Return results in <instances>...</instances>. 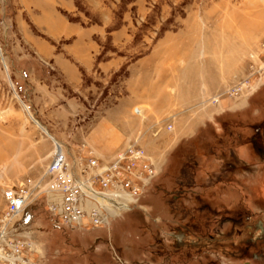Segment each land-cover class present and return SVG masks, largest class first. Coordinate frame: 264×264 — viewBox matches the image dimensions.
<instances>
[{"label": "rangeland", "instance_id": "1", "mask_svg": "<svg viewBox=\"0 0 264 264\" xmlns=\"http://www.w3.org/2000/svg\"><path fill=\"white\" fill-rule=\"evenodd\" d=\"M263 35L264 0H0V231L8 193L25 189L32 219L8 237L34 264H245L235 251L264 227V85L228 90L251 75ZM117 108L139 137L111 155L84 151L88 122ZM186 115L197 134L170 151ZM49 133L99 195L82 196L78 223L52 191L51 159L40 168ZM157 138L170 153L161 168L146 154L155 176L137 192L103 190L118 151Z\"/></svg>", "mask_w": 264, "mask_h": 264}, {"label": "built area", "instance_id": "2", "mask_svg": "<svg viewBox=\"0 0 264 264\" xmlns=\"http://www.w3.org/2000/svg\"><path fill=\"white\" fill-rule=\"evenodd\" d=\"M255 51L251 55L255 63L251 75L231 87L228 90L231 95H238L244 89L251 87L254 79H258L261 85H264V35ZM57 155L53 157L47 168V173L55 176L52 191L62 194L60 209L66 211L69 221L78 223L83 217L84 210L80 205L81 181L71 173L65 155ZM89 164L95 166L96 162L90 159ZM153 176H155V170L147 161L145 151L136 144H131L122 151H118L111 164L102 169L100 184L105 191L130 189L132 192H137L139 190L137 184L147 183ZM85 191L92 195V190ZM109 196L107 199L118 202L116 194ZM7 199L10 228L7 231H0V264H34L31 259L32 247L29 244L14 242L8 237L11 232H15L30 223L32 215H27L25 212L33 203L34 198L30 199L29 193L25 189H21L15 193H8ZM122 206L123 204H120V207ZM49 211L53 212L50 206ZM91 214L93 215L90 217L96 222L100 220V216L94 211ZM58 220L60 221V217Z\"/></svg>", "mask_w": 264, "mask_h": 264}, {"label": "crops", "instance_id": "3", "mask_svg": "<svg viewBox=\"0 0 264 264\" xmlns=\"http://www.w3.org/2000/svg\"><path fill=\"white\" fill-rule=\"evenodd\" d=\"M64 25L62 24V27ZM77 53H75L74 58L77 59V56H79ZM70 71L73 73H78L77 67L70 66ZM135 95V94H134ZM135 96H133L134 99ZM200 102V101H199ZM198 103V101L196 102ZM171 103H169L170 105ZM190 103L186 105L185 103H182V106H190ZM200 104V103H199ZM169 105H167V109L170 110ZM172 105V104H171ZM170 105V106H171ZM181 106V107H182ZM192 106V105H191ZM180 107V106H178ZM190 109V108H187ZM122 108V112H120V108H117V114L116 115H110L107 114L102 120L100 121L99 125H96L94 128L92 123L88 122L86 125V131L84 132L82 136L83 140V150L84 151H91L92 153H95L97 155L99 154H106L111 155L115 150H120V146L124 144V142L127 140L135 142V140L140 135V129L135 124L136 119H131L129 116H126ZM184 120L188 122L189 124L187 126H184V128H181L178 126L174 127V134L172 135V140L170 144L169 150L172 151V149L176 148V143H178L183 138H193L196 136L198 129L196 128L198 124L195 125V128L193 126L194 120L191 118L190 115H186L184 117ZM200 122H203L202 118L197 119ZM197 121V122H198ZM173 129V128H172ZM49 138L44 139L46 143V146L43 150L40 149V168L44 169L46 163H50L52 161L53 156V150L55 149V143H57L60 147L62 146L58 142V137L55 134L49 133ZM160 138V136H159ZM157 138L156 142L151 146L145 147V152L147 154V157L150 159L152 163L159 166L160 168L162 165L166 164L168 161V155L170 151H166L168 145L167 143H163ZM176 145H173V144ZM123 148V147H122ZM52 149V150H51ZM62 150V147H61ZM67 151V150H66ZM62 153L65 155H69L70 153ZM68 158V157H67ZM66 158V159H67ZM74 160L72 161V167L76 168L78 165V161L76 162V157H73ZM51 159V161H50ZM50 161V162H49ZM44 166V167H43ZM44 171V170H43ZM77 177V176H76ZM78 178V177H77Z\"/></svg>", "mask_w": 264, "mask_h": 264}, {"label": "flooded vegetation", "instance_id": "4", "mask_svg": "<svg viewBox=\"0 0 264 264\" xmlns=\"http://www.w3.org/2000/svg\"><path fill=\"white\" fill-rule=\"evenodd\" d=\"M255 232L259 235L253 236L250 232V238L241 245L243 250L235 251L233 256L235 260L246 258L245 264H264V227L258 226Z\"/></svg>", "mask_w": 264, "mask_h": 264}, {"label": "bare ground", "instance_id": "5", "mask_svg": "<svg viewBox=\"0 0 264 264\" xmlns=\"http://www.w3.org/2000/svg\"><path fill=\"white\" fill-rule=\"evenodd\" d=\"M57 154L59 155V154H63V153H62L61 147H60L59 145L55 144V152H54L53 157H54L55 155H57ZM58 155H57V156H58ZM63 155H64V154H63ZM65 158H66V157H65ZM80 190L82 191L81 193H83V191H85V190H92V189L86 187L83 183H81V184H80ZM57 194H58V193H57ZM87 195L90 196V197H91V196H92V197H98V196H99L98 193L96 194V192L92 190V195H89V194H86V195L81 194V198H80L81 200H80V201H82V200L84 199V197H82V196H85V197H86ZM59 197H60V196H59ZM86 198H87V197H86ZM110 200H111V199H109L108 201H110ZM110 202H111V201H110ZM112 202L114 203L115 201L112 200ZM113 203H112V204H113ZM115 204H116V203H114L113 205H114V206H117V207L119 206V205H117V204L115 205ZM60 205H61V204H60ZM119 208H120V207H119ZM93 211H94V213H96L95 210H93ZM93 211H92L91 213H93ZM98 211H99V210H98ZM91 213H90V215H93V214H91ZM96 214H97L98 216L100 215V214H98V213H96Z\"/></svg>", "mask_w": 264, "mask_h": 264}]
</instances>
